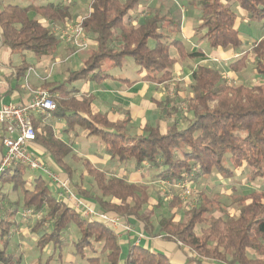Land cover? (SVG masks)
<instances>
[{"label": "trees", "instance_id": "obj_1", "mask_svg": "<svg viewBox=\"0 0 264 264\" xmlns=\"http://www.w3.org/2000/svg\"><path fill=\"white\" fill-rule=\"evenodd\" d=\"M147 1L92 0L81 25L94 48L82 67L68 74L66 82L104 80L109 77L108 69L121 68L126 60L143 73V81L161 84L170 78L175 64L173 51L182 49L176 36L179 28L173 20L159 14H151L138 25H132L131 15ZM185 1L198 11L195 33L209 50L243 47L238 17L229 2L237 4L251 22L264 24V0ZM70 11L68 1L40 6L4 5L0 9L1 47L11 54L30 53L37 58L53 59L62 41L51 28L70 19ZM35 17L50 22V26L45 27ZM244 52L253 56L259 83L253 87L234 86L214 64H196L190 75L191 118L184 127L172 120L168 121L165 133L157 127H145L144 135L129 136L126 122L112 123L105 115L91 113L90 95L80 99L73 96L57 99L51 95L56 109L49 114L64 119L68 126H78L98 136L107 153L119 162L133 161L137 167L147 164L155 168V177L162 181L178 183L185 177L190 181L202 175L230 179L238 170L244 171L250 182L261 180L264 179V36ZM189 57L201 60L205 53L197 48ZM245 60L243 57L232 62L229 68L238 71ZM27 69L25 63L20 65L17 79L23 78ZM59 89L49 88L48 93ZM31 121L34 141L52 156L55 164L63 165L71 148L56 139L50 127L45 125L38 132L36 123ZM3 136L4 128L0 126V153ZM84 166L98 192L96 196L84 192L86 198L94 200L100 209L142 223L144 230H148L152 212L145 213L143 209L149 201L146 188L123 179L106 178L102 171L89 164ZM25 169L18 165L0 173V264H19L17 256L8 251L17 227L13 218L19 211L41 214L31 228L36 236L34 249L39 253L49 248L52 255L57 251L60 257L65 246L64 233L73 225L79 237L73 242L72 254L87 264H99L100 258L95 255L104 256L106 264H173L164 254L139 245H130L123 256L116 231L102 222L84 219L71 206L57 201L41 176L25 180ZM13 195L17 199L11 202L8 198ZM173 204L178 206L179 201ZM236 205V215L226 220L213 217L202 206L184 211L183 220L172 216L159 218L153 236L188 248L192 254L188 263L205 264L210 260L216 264H264V193L255 195L248 203L240 200Z\"/></svg>", "mask_w": 264, "mask_h": 264}, {"label": "rangeland", "instance_id": "obj_2", "mask_svg": "<svg viewBox=\"0 0 264 264\" xmlns=\"http://www.w3.org/2000/svg\"><path fill=\"white\" fill-rule=\"evenodd\" d=\"M58 1L59 0H1L0 8L7 4L18 6H26L30 3L36 5H45L47 3H56ZM89 1L90 0L74 1L71 18L66 19L62 23L54 24L55 27L51 29L57 30V33H59L58 30H61V32L65 31L68 34L69 32L66 29L68 25L70 27L76 26L79 23L81 25L83 19L88 14ZM228 5L239 18V33L243 41L242 49L248 50L255 41L259 40L264 35V24L251 22L247 18V14L241 12L233 2L228 3ZM141 6L142 9L141 13H139V18L131 21V24L134 26L138 25L142 19L148 17L151 14H159L173 20L177 27L181 29L183 26H185L188 13L192 11V8L188 6L185 0H149L147 2L141 3L138 8H140ZM83 36L87 44L85 49H79L70 44L64 43L61 40L63 42V45L65 44L69 46L66 47L67 49H65L64 52H66L68 56H77L79 62L82 63L85 62V60L89 56L90 51L94 48L93 41L84 33V31ZM184 45L185 46L182 47L181 50H177L173 54L175 64L170 78L163 81L161 84L144 81L143 85L150 86L155 90L152 93L148 90L145 92V103L144 106L141 107L142 109L140 108V110L144 112L142 118H145V121L153 126L158 125L161 128H164L168 121L173 119L178 122L179 127H184L187 124V120L191 118V113H189L188 111V102L190 101L191 68L188 66L187 62H191V58L189 56L194 52L193 50L195 48L190 47L188 43ZM197 45L202 49L209 50L205 42H199L197 43ZM241 52L239 56L233 57L235 61H240V59H242L243 57L246 58V60L243 62V66L238 71L231 70L229 68L228 62H224L222 60L218 61L216 59L208 58L207 60H203L200 63L202 65L206 64L208 61H210V63H214L216 68L221 71L225 80L227 82L229 81L234 86H256L259 83V78L254 72L253 56L250 54L248 55V52ZM56 58L57 57L55 56L53 58V61ZM18 59V55L11 56L12 62H16ZM38 60L39 59L35 58L31 59L30 62L33 64ZM194 64V61L191 62V66H193ZM35 69L33 73L35 75L39 74L40 72L37 67H35ZM134 69L135 68L132 62L130 60H127L124 64L123 73L126 77L133 78L136 76ZM116 71L120 72L119 70ZM100 85L102 86L103 83ZM73 86L81 88L83 86V82H74L72 83V85H69V88ZM92 87H94V85ZM38 91L47 90L45 88H39V90L35 92ZM161 101L165 102L163 103ZM211 106L212 104H210V107ZM167 112H172L171 119H169ZM56 122H60L63 124L62 121ZM88 144H90V141H87L85 138H82L80 136L75 137V146L81 148L82 146H88ZM97 152H101V149H98ZM30 153L39 159V157L33 152ZM2 159L3 156L0 155V163ZM66 159L67 161H69L73 169L71 168L69 174H67L68 177L64 176V178H67L69 181L70 179H72L77 184H81L85 192L96 196L98 192L95 188V184L93 183V178L88 175L85 170L86 167L84 166L85 164H89L91 167H93V165L72 153L69 154ZM124 166L125 165H120L118 162H111L108 169L118 172L123 169ZM101 167L98 166L97 169L100 170ZM132 167L133 168H131V172L133 169H135L134 166ZM139 170L140 172H143V178H141L143 185L140 186H144L146 188L147 194L149 196L147 206H144L143 209H145V213H148L150 211L152 212V217L150 218V224L152 228L156 225L159 218H169L172 216L175 220H183L184 211L199 206L206 207V209L209 210L210 215H212L213 217H218L222 220H226L227 218L236 215L238 209L236 203L238 201L244 200V202L248 203L250 202V199L252 197L254 198L255 195L257 196L261 193H264V179H257L250 182L249 180H247V177L244 174L245 172L240 170L235 171V176L230 179L220 178L216 175H202L197 179L188 181L185 177L184 180L179 183L181 184L180 188H177L173 183H169L167 181H162L152 177V175H150L149 173L150 169L143 168ZM131 172L125 171V174L130 175ZM39 176H41L49 183V189L52 195L55 196L56 190L54 186L46 179L44 175H41L40 173L31 171L29 169H25V180L32 181ZM109 176L110 174L105 177L108 178ZM80 197L85 200L88 205L94 207L96 211L107 212L109 214L112 213L100 209L97 206L96 202H93L94 200L91 199V201L84 198L83 196ZM8 199L13 202L17 199V196L13 195ZM176 200L179 201L178 206H175L173 204V202H175ZM26 213H28L29 215H25ZM40 216V213L37 215H33L30 211H19V213L13 218L17 227L15 228L14 232H12L11 243L8 251L17 256V258L19 259V264H45L46 262H48V264H87L85 260L79 257H74L72 254L73 242H75L79 237V233L73 225H70L67 231L64 233L65 246L60 257L57 255V251L52 255V249L49 248L42 253L35 251L34 243L36 240V236L31 233V228L33 223L37 221ZM126 220L127 219L125 218L123 219V224H128L130 226L131 224L127 223ZM51 255L52 258L47 261V259ZM95 256L100 258L99 264H106L104 256ZM39 258L40 262H37ZM66 260L72 262L68 263L66 262Z\"/></svg>", "mask_w": 264, "mask_h": 264}, {"label": "crops", "instance_id": "obj_3", "mask_svg": "<svg viewBox=\"0 0 264 264\" xmlns=\"http://www.w3.org/2000/svg\"><path fill=\"white\" fill-rule=\"evenodd\" d=\"M60 1H65V2L68 1V3L71 4L70 14H72L73 3L74 1H78V0H59L58 2ZM91 1L92 0L89 1L88 8L90 6ZM235 5L241 12H244L237 6V4ZM191 8L192 11L188 13L185 26L179 29V33L176 36L181 40L182 47L185 46L184 44L188 43L190 47L195 48L193 50L195 52L197 48H200L197 45V43L201 41L198 40V35H196L195 33V28L198 23L197 22L198 11L194 10L193 7ZM141 9L142 6L138 8L131 15L132 21L139 18L138 16L139 13H141ZM35 18L38 21H41V23L45 27H48L51 24L50 22L42 21L41 19H38V17ZM237 29L239 30V18H237ZM1 36L2 33L0 30V90L2 93V99L4 104H9V103L26 104L32 99L33 93L39 90V88H44V85H49V86L52 85L50 87L48 86V88H45L47 91H49V88L58 86L60 88L59 90L50 93V95H52L54 98L67 99L68 97L73 96L75 98L80 99V97L83 95L86 96L90 95L92 97V102L90 105L91 113L93 115L95 114L105 115L107 120L112 123L126 122V132L129 136L144 135L143 130L145 127H153V128L157 127L161 133H165L167 124L165 125L164 128H161L158 125L153 126L150 123H147L145 121V118L144 119L142 118L144 112L140 110V108L144 106L145 103L144 94L147 90L151 91L152 93L154 92L155 89H153L150 86L143 85L144 84V81L142 80L143 73H139L138 68L133 63L132 64L135 68L134 72L136 74V76L133 78H128L124 75L123 73L124 65H123L121 68L108 69L107 73L109 77H107L104 80H100V81L76 80L72 82H66L68 74L70 72L77 71L83 65L82 62H79L77 56L75 55L68 56L66 52H64L65 49H67L66 47H69L68 45L65 44L63 45L62 42V45L56 54L57 58L53 61V59L51 58H37L30 53L11 54L9 50L1 47ZM202 50L205 53V57L203 59L197 60L190 57L191 62L194 61L195 63L193 66H191V62H187L188 66L191 68V72L196 64L202 65L200 62H202L203 60H207L208 58L216 59L218 61L222 60L224 62H228L229 65L230 63L235 62L233 57L239 56V54L242 53L241 51H244L242 48L240 50L230 49L228 51H222V50L214 51V50H205V49ZM176 51L177 50H174L173 54ZM173 54H172V58H173ZM12 55H18L19 59L16 62H12L11 60ZM35 58L39 60L33 63L34 64L33 65L30 62V60ZM208 62L204 65L214 64V63H210V61ZM24 63L27 65L28 69L25 72L23 78L17 79L18 67ZM35 67H37V69L39 70L40 72L39 74L35 75L33 73ZM116 70H119L120 72ZM77 81L83 82V86L81 88H77L74 86L69 88V85H72V83ZM102 83L104 86L100 85ZM91 84H93L94 87H92L93 85ZM161 102L164 103L165 101H161ZM168 117L169 119L172 118L171 115H168ZM32 119L33 122L36 123L38 132L43 130L45 128V125L50 127L53 131L54 137L62 141L67 146H69L71 148L72 154H75L76 156L82 158L85 161H88L96 169L98 168V166L100 167L102 166L100 170L99 169L97 170L102 171L106 177L108 174H110L108 178H119V179H123L126 183H130L134 185H143L141 179L143 178L142 175L143 172H140L139 170L143 168L150 169L149 170L150 175L156 178L155 177L156 169L152 168L147 164H143L142 166L137 167L133 161L121 163L116 158H112L109 155V153H107V150L102 140L96 135H90L87 130L82 129L81 127L68 126L64 119L55 118L50 114H44V113L34 114L32 116ZM172 120L173 119H171L170 121ZM56 121H62L63 124ZM76 136L85 138L87 141H90V144H88V146H82L81 148L75 146ZM27 149L30 152H33L35 155H37L39 159L45 164V166L50 171L59 174L62 177L64 176L68 177L67 170L69 172L71 168L73 169L69 161H67L66 159L68 156L63 159V165L55 164V161L52 158V156L41 146L40 143H35V142L30 143ZM98 149H101V152L98 153L97 152ZM3 154H4V149L2 148V152L0 153V155L3 156ZM111 162H118L120 165H125V166L123 167V169H121L118 172L112 171L108 169L109 164ZM132 166H134L135 169H133L134 171L132 170L131 172V168H133ZM125 171H130L131 174L130 175L125 174ZM70 183L72 189L76 191L77 194L86 198V195L84 193L85 191L82 188L81 184L78 183L79 184L78 185L72 179H70ZM112 214H116L120 217H123L118 212H112ZM126 221L127 223L131 224L130 225L131 232L126 234L120 230L117 231L118 240L120 239L119 244L121 245L123 256L125 255L126 250L130 245L133 246L139 245L147 248L150 252H159L164 254L169 258V260L173 264H194L192 262L188 263L190 257H192L191 256L192 254L189 252L188 248L182 246L179 243L176 244L173 242L166 241L161 236H153V234L156 233L158 229L157 223L153 228L150 224L151 227L147 226L148 230L145 231L142 223L134 221L132 219L130 220L127 219ZM138 235H141L142 237L138 239ZM66 262L71 263L72 261L66 260ZM205 264H216V263L210 260H206Z\"/></svg>", "mask_w": 264, "mask_h": 264}, {"label": "built area", "instance_id": "obj_4", "mask_svg": "<svg viewBox=\"0 0 264 264\" xmlns=\"http://www.w3.org/2000/svg\"><path fill=\"white\" fill-rule=\"evenodd\" d=\"M53 27H55L53 25ZM52 27V28H53ZM67 32L53 30L64 43L70 44L79 49H85L87 44L84 40L83 29L79 24L66 28ZM56 109L55 102L47 91L34 92L32 99L26 104H4L0 90V126L4 128L2 146L4 149L3 159L0 163V173L4 170L22 165L27 169L44 175L54 186L55 198L59 202H64L80 213L84 219L99 221L104 223L112 231H122L126 234L131 232L128 224H123V218L116 214L96 211L94 207L88 205L76 191L71 187L67 178L50 171L38 158L32 155L27 146L35 139L32 126V116L34 114H49ZM173 183L177 188L181 184ZM25 215H29L26 213ZM138 235V239L141 238Z\"/></svg>", "mask_w": 264, "mask_h": 264}]
</instances>
